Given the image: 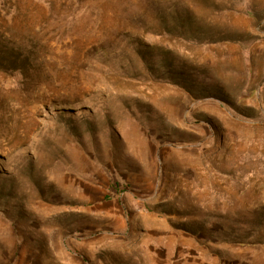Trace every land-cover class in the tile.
Here are the masks:
<instances>
[{
  "label": "rangeland",
  "instance_id": "obj_1",
  "mask_svg": "<svg viewBox=\"0 0 264 264\" xmlns=\"http://www.w3.org/2000/svg\"><path fill=\"white\" fill-rule=\"evenodd\" d=\"M0 264H264V0H0Z\"/></svg>",
  "mask_w": 264,
  "mask_h": 264
},
{
  "label": "bare ground",
  "instance_id": "obj_2",
  "mask_svg": "<svg viewBox=\"0 0 264 264\" xmlns=\"http://www.w3.org/2000/svg\"><path fill=\"white\" fill-rule=\"evenodd\" d=\"M134 143V142H133Z\"/></svg>",
  "mask_w": 264,
  "mask_h": 264
}]
</instances>
